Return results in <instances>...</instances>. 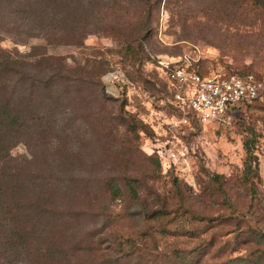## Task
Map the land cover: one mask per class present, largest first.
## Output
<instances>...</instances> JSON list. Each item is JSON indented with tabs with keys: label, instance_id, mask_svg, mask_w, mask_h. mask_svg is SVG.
<instances>
[{
	"label": "rangeland",
	"instance_id": "1",
	"mask_svg": "<svg viewBox=\"0 0 264 264\" xmlns=\"http://www.w3.org/2000/svg\"><path fill=\"white\" fill-rule=\"evenodd\" d=\"M69 2L58 28L25 40L33 16L23 34L13 30L21 20L0 16L2 48L82 70L58 123L56 142L69 158L48 174L68 187V249L91 246L78 260L98 264H264V93L227 128L183 126L153 63L191 55L205 75L264 81V8L251 0ZM246 144L259 163L253 198ZM11 156L34 161L23 143ZM113 181L120 196L108 190Z\"/></svg>",
	"mask_w": 264,
	"mask_h": 264
},
{
	"label": "trees",
	"instance_id": "2",
	"mask_svg": "<svg viewBox=\"0 0 264 264\" xmlns=\"http://www.w3.org/2000/svg\"><path fill=\"white\" fill-rule=\"evenodd\" d=\"M251 1L264 8V0ZM70 5L69 0H0V16L3 13V18L21 20L18 27H13L18 34L24 33L27 17L33 16L35 23L26 30V38L15 36L25 40L58 28L64 22L59 15ZM64 25L67 27L64 32L69 31L71 23ZM80 71L67 66L61 58L45 53L20 55L0 46V264H98L91 257L78 260L81 252L92 253L91 246L68 249L72 235L71 230L63 229L61 212L68 187L64 181L48 175L69 158V153L66 158L61 157L62 148L56 142L63 130H59L58 123L63 116L62 103L74 100L76 74ZM161 78L170 98L168 83ZM90 86L85 88L89 95ZM98 95L104 97L103 91ZM196 123L191 116L190 124ZM22 143L31 149L33 162L11 156V151ZM246 146L244 176L253 198L256 189L252 179L259 177V163L249 145ZM132 182L128 183L129 188L136 196ZM108 190L111 195L120 196L115 181L109 183ZM123 246L124 243L119 244L115 253L122 256ZM93 247L96 253L101 252L99 247ZM101 258L105 262L107 257L102 254ZM132 264L142 263L139 260ZM181 264L191 263L181 260Z\"/></svg>",
	"mask_w": 264,
	"mask_h": 264
},
{
	"label": "built area",
	"instance_id": "3",
	"mask_svg": "<svg viewBox=\"0 0 264 264\" xmlns=\"http://www.w3.org/2000/svg\"><path fill=\"white\" fill-rule=\"evenodd\" d=\"M153 63L168 83L170 103L180 125H190L191 116L200 125L231 126L237 111L261 98L264 81L254 75L203 74L191 55L157 56Z\"/></svg>",
	"mask_w": 264,
	"mask_h": 264
}]
</instances>
